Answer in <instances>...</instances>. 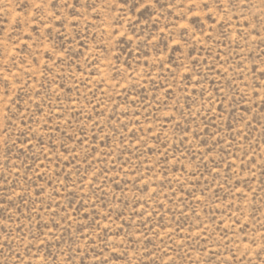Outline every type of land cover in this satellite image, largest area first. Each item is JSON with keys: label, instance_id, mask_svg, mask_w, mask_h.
<instances>
[{"label": "rangeland", "instance_id": "obj_1", "mask_svg": "<svg viewBox=\"0 0 264 264\" xmlns=\"http://www.w3.org/2000/svg\"><path fill=\"white\" fill-rule=\"evenodd\" d=\"M0 264H264V0H0Z\"/></svg>", "mask_w": 264, "mask_h": 264}]
</instances>
